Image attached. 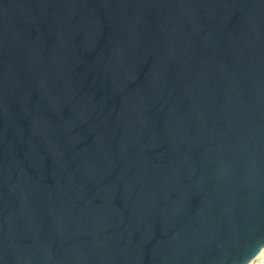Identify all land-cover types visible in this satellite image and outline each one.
<instances>
[{
	"label": "water",
	"instance_id": "obj_1",
	"mask_svg": "<svg viewBox=\"0 0 264 264\" xmlns=\"http://www.w3.org/2000/svg\"><path fill=\"white\" fill-rule=\"evenodd\" d=\"M263 247L264 0H0V264Z\"/></svg>",
	"mask_w": 264,
	"mask_h": 264
},
{
	"label": "built area",
	"instance_id": "obj_2",
	"mask_svg": "<svg viewBox=\"0 0 264 264\" xmlns=\"http://www.w3.org/2000/svg\"><path fill=\"white\" fill-rule=\"evenodd\" d=\"M246 264H264V247Z\"/></svg>",
	"mask_w": 264,
	"mask_h": 264
},
{
	"label": "bare ground",
	"instance_id": "obj_3",
	"mask_svg": "<svg viewBox=\"0 0 264 264\" xmlns=\"http://www.w3.org/2000/svg\"><path fill=\"white\" fill-rule=\"evenodd\" d=\"M263 249V248H262ZM262 249L260 251H262Z\"/></svg>",
	"mask_w": 264,
	"mask_h": 264
}]
</instances>
